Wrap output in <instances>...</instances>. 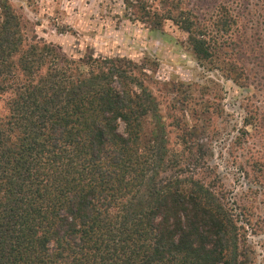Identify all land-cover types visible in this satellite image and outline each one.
<instances>
[{
  "label": "trees",
  "instance_id": "obj_1",
  "mask_svg": "<svg viewBox=\"0 0 264 264\" xmlns=\"http://www.w3.org/2000/svg\"><path fill=\"white\" fill-rule=\"evenodd\" d=\"M187 3L123 0L152 29L172 20L202 65L242 88L229 154L241 150L255 194H264V0H224L212 13ZM0 8V264H255L248 229L210 164L232 121L224 86L195 84L204 101L178 108L176 148L147 66L68 54L30 36L9 0ZM241 212L255 232L264 227V215L253 222L252 209Z\"/></svg>",
  "mask_w": 264,
  "mask_h": 264
},
{
  "label": "rangeland",
  "instance_id": "obj_2",
  "mask_svg": "<svg viewBox=\"0 0 264 264\" xmlns=\"http://www.w3.org/2000/svg\"><path fill=\"white\" fill-rule=\"evenodd\" d=\"M191 9H205L212 13L215 5L224 0H185ZM14 10L21 15L25 31L40 40L62 46L68 54L79 56L92 52L96 55L125 56L148 67L149 86L158 99L160 112L167 124L171 145L181 148L176 142L182 131L176 128L181 116L178 108L184 103L198 107L204 101L196 83L213 78L224 86L226 112L231 114V126L218 141H214L212 165L216 166V180L224 186L228 197L239 213L241 222L247 227L248 241L256 250V263L264 264V227L254 231L242 214V208L252 209L249 218L255 222L258 213L264 215V194H255L256 185L251 176L241 167L245 156L231 145L239 134L243 118L241 108L242 88L216 69L205 67L188 44V34L172 20H166L160 29H152L140 21L133 20L124 9L123 0H9ZM1 15V8H0ZM169 81L178 84L180 90L192 87V92H172L166 85ZM188 83H194L189 87ZM7 95L0 98V113L7 112ZM175 118V119H174ZM152 116L147 127L154 126ZM240 122V123H239ZM239 123V126H232ZM180 127V123L178 124ZM228 134V135H226ZM186 151V149L184 150Z\"/></svg>",
  "mask_w": 264,
  "mask_h": 264
}]
</instances>
